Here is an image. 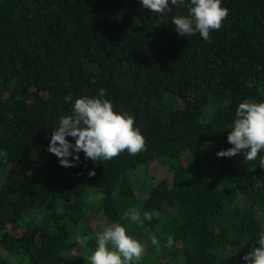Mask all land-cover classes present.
<instances>
[{"label": "trees", "instance_id": "1", "mask_svg": "<svg viewBox=\"0 0 264 264\" xmlns=\"http://www.w3.org/2000/svg\"><path fill=\"white\" fill-rule=\"evenodd\" d=\"M221 6L229 15L208 43L178 35L171 20L187 8L171 4L154 13L140 0H0V264H85L96 246L88 189L144 245L139 264H246L264 231V152L217 153L232 147L238 105L264 102V0ZM100 89L134 117L147 150L95 164L81 152L60 166L47 150L53 129ZM133 207L143 226L124 218Z\"/></svg>", "mask_w": 264, "mask_h": 264}, {"label": "clouds", "instance_id": "2", "mask_svg": "<svg viewBox=\"0 0 264 264\" xmlns=\"http://www.w3.org/2000/svg\"><path fill=\"white\" fill-rule=\"evenodd\" d=\"M144 9L154 13H163L169 5L187 8V14L177 13L171 20L175 31L182 38L199 33L204 41L211 43L210 33L219 31L223 21L227 19L229 10L221 6L222 0H140ZM137 26L139 20L135 21ZM106 89H100L94 97L80 96L72 104V114L61 116L59 124L51 133L48 151L55 155L62 167H75L79 162V153L85 154V160L94 164L98 161H110L123 152L135 156L146 151V140L139 128L135 127V119L127 112L117 113L113 104L104 99ZM66 102L72 101L71 94L64 97ZM67 137L74 139L71 143ZM232 147L221 150L218 157H233L241 152L246 161H255L264 152V102L244 101L235 110V118L231 131L227 136ZM72 158L71 160L69 158ZM260 166L264 169V156H260ZM89 176H95L94 171ZM97 198L102 199L103 194ZM125 219L143 226L141 212L133 207L124 213ZM146 220L152 219L149 212L143 213ZM102 231L95 235V248L89 256V264H139L142 260L144 245L128 234L125 226L113 222L101 225ZM88 237L78 238L83 246ZM151 244L160 251L159 240L153 234ZM258 247L242 257L246 264H264V231L257 239ZM173 238L169 237L167 247H171Z\"/></svg>", "mask_w": 264, "mask_h": 264}, {"label": "rangeland", "instance_id": "3", "mask_svg": "<svg viewBox=\"0 0 264 264\" xmlns=\"http://www.w3.org/2000/svg\"><path fill=\"white\" fill-rule=\"evenodd\" d=\"M205 119V118H203ZM152 167V164L149 166V170ZM215 172V171H214ZM140 175V177L144 176V171L143 169H138L135 173L134 176H138ZM15 174H12V171L10 172V178L15 179ZM19 177V175H18ZM3 177L0 176V180ZM98 196V192L92 189H88L87 190V200L88 203L86 205V208L84 209V215L86 217V219H88V226L91 228V230L96 234L99 231H102L101 225H109L111 224L106 218L105 216L97 209L95 203H94V199H96ZM140 196V194H139ZM41 215V211L40 210H36L35 212H31L28 213V216L32 217L35 220H38L39 216ZM19 229H15V231H18ZM85 236H82L81 233L79 231H77L73 238L75 239H82ZM88 242V240H87ZM95 246H91V248L88 247V251L85 254V264H89V260H87L89 258V256L91 255V251L94 250ZM0 254H5V250L3 248H1L0 246ZM87 258V259H86ZM87 260V261H86Z\"/></svg>", "mask_w": 264, "mask_h": 264}]
</instances>
